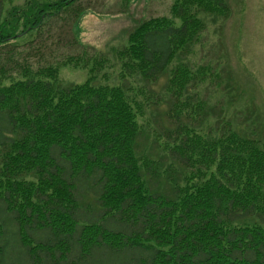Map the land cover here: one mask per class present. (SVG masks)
Here are the masks:
<instances>
[{"label": "trees", "instance_id": "16d2710c", "mask_svg": "<svg viewBox=\"0 0 264 264\" xmlns=\"http://www.w3.org/2000/svg\"><path fill=\"white\" fill-rule=\"evenodd\" d=\"M6 2L0 264H264V117H228L221 103L189 96L191 73L168 75L200 36L198 15L214 17L225 0H175L179 27L164 18L144 22L117 52L113 68L127 79L115 85L95 77L64 84L58 67L35 68L19 52L21 39L32 45L30 36L50 33L51 20L64 13L73 27L80 0L18 15L6 14ZM106 62L109 68V60L85 51L64 66L104 69ZM131 78L145 88L167 80L162 93L140 94L159 116L155 141L137 120Z\"/></svg>", "mask_w": 264, "mask_h": 264}, {"label": "rangeland", "instance_id": "374dc122", "mask_svg": "<svg viewBox=\"0 0 264 264\" xmlns=\"http://www.w3.org/2000/svg\"><path fill=\"white\" fill-rule=\"evenodd\" d=\"M57 1L60 0H8L6 14L18 15L19 9ZM224 3L225 9L218 8L214 17L203 11L198 15L203 26L201 34L188 52L179 53L168 75L170 77L177 68L191 73L189 96L197 92L211 105L221 103L228 117L247 112L264 117V0H225ZM79 4L83 11L73 27V16L64 13L51 20L50 33L41 38L30 36L28 41L34 40L32 45H26L24 38L18 43L19 52L31 55L33 67H58V76L64 84L82 85L90 77H95L102 85L119 84L127 78L120 66H113L118 63L117 52L129 46L132 32L144 22L163 18L177 27L182 25V20L172 13L175 0H80ZM74 41L76 44L72 46ZM85 51L109 60V68L108 62L104 69L64 66L67 56H82ZM128 80L130 95L141 109L137 120L151 141H155V135L162 136L159 116L140 94L149 97V92L162 93L167 80L161 79L154 89L152 85L145 88L146 84L137 83L135 78ZM135 111L139 113L136 107Z\"/></svg>", "mask_w": 264, "mask_h": 264}]
</instances>
